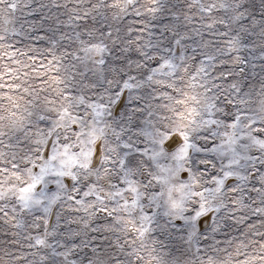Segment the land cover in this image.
Instances as JSON below:
<instances>
[{"label": "snow or ice", "instance_id": "obj_1", "mask_svg": "<svg viewBox=\"0 0 264 264\" xmlns=\"http://www.w3.org/2000/svg\"><path fill=\"white\" fill-rule=\"evenodd\" d=\"M0 264H264V0H0Z\"/></svg>", "mask_w": 264, "mask_h": 264}, {"label": "rangeland", "instance_id": "obj_2", "mask_svg": "<svg viewBox=\"0 0 264 264\" xmlns=\"http://www.w3.org/2000/svg\"><path fill=\"white\" fill-rule=\"evenodd\" d=\"M219 238V237H218Z\"/></svg>", "mask_w": 264, "mask_h": 264}]
</instances>
